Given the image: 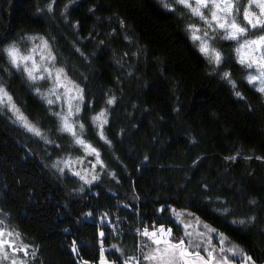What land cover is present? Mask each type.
<instances>
[{
  "label": "trees",
  "instance_id": "trees-1",
  "mask_svg": "<svg viewBox=\"0 0 264 264\" xmlns=\"http://www.w3.org/2000/svg\"><path fill=\"white\" fill-rule=\"evenodd\" d=\"M196 22L178 0H0V49L32 35L50 42L82 87L83 138L103 161L90 184L56 166L83 148L58 131L45 84L0 51V86L46 137L0 105V212L28 246L23 264H94L105 248L126 264L144 229L182 238L181 214L264 264V92L237 41L213 39L219 64L200 51ZM103 108L110 143L91 120Z\"/></svg>",
  "mask_w": 264,
  "mask_h": 264
},
{
  "label": "snow or ice",
  "instance_id": "snow-or-ice-1",
  "mask_svg": "<svg viewBox=\"0 0 264 264\" xmlns=\"http://www.w3.org/2000/svg\"><path fill=\"white\" fill-rule=\"evenodd\" d=\"M178 3L184 5L186 8H189L191 13L203 20L209 29H212L216 32H221V38L235 40L238 42L236 51L240 56L239 62L242 65H245V67L247 68L255 67L257 69V75L248 76L249 83H255L256 81H259L261 84L259 91L264 92V18H262L264 17V2L258 3L257 0H251V2L248 3L247 9L243 11L233 3V0H178ZM253 3H256V6L261 9L260 15H257L255 12L250 11ZM203 9L208 10L207 15H205ZM237 15L240 16L239 22L237 20ZM191 28L193 33L192 38L194 40L201 41L200 51L205 55L211 54V59L215 63L219 64L221 62L220 52L212 48L210 53L208 40L203 38L208 37L209 32L205 30L202 37L200 35H196V33L200 31V29L196 28L195 25H192ZM252 30L258 31L253 32ZM249 32H252V35L255 36L254 39L248 38ZM30 39L34 38L30 37ZM43 46L44 49H49L47 41H43ZM245 50H251L252 53L259 51L260 55L258 57L252 55L250 58L246 59L245 55L243 54ZM0 51H4L7 53L13 66L20 68L23 64L24 70L27 72V76L30 80L36 81L37 79H45L44 76H37L35 74L40 70V66L35 63L33 57L31 55H20L19 49H17L15 45H12L7 49H0ZM33 51H35V49H33ZM48 59L55 60V57L51 55L50 49ZM29 60L33 61L32 67L30 68L27 65V61ZM44 70L48 72L49 76H52L51 71H49L47 68H45ZM62 75H66L64 74L63 69H57L54 77L59 87L65 88L64 95L65 97H67L66 114L62 115L59 112L54 113L60 120V127L58 131L62 133H68L70 136H72L76 145L81 146L84 149L85 153H87L88 155L94 156L96 159V163L103 166V161L100 159L99 151L90 143H87L83 138V130L85 127L84 124L72 119L75 114H79L81 111V107L79 106V104H77V106L75 107V111H73L72 101L79 100L82 102L84 98L83 90L80 89L78 85L73 84L71 81H68V84L72 85V87L69 88L68 85L64 84L61 81ZM229 75L230 74L227 72L224 73L225 78H228ZM73 90H75V95L71 94ZM37 92H39V89H37ZM52 94H56V89H52ZM237 95L239 96L240 94L237 92ZM45 99L47 104L49 105H52L54 103L52 99H49L47 97H45ZM59 99L60 96L57 95V100ZM107 103L113 104L115 103V99H109ZM0 105H8L12 109V111L17 114L18 118L24 123V126L29 131L33 132L37 136H41L42 138L46 139V137L43 136V133H41L40 129L31 124L27 120V118L20 112V110L12 102V96L2 86H0ZM91 120L95 124H97L100 130L98 134L100 135L101 139H103L106 143H110V141L107 140V137L103 133V127L108 122L106 118V111H100L97 115L92 116ZM48 142L51 143V141ZM232 159H235V157H232ZM59 163L60 162H57L56 166H58ZM63 163L65 167H70L71 164L74 163V161L69 159L63 161ZM61 171H63V169H61ZM74 174L77 176L81 175L80 172H75ZM81 178L83 179L84 177ZM96 178V176H93V179ZM178 215L180 214L178 213ZM0 227H3L2 221H0ZM204 227L207 228L209 232H216L215 229H212L208 225H204ZM158 233L160 234V238H157ZM3 235L11 236L12 233L0 232V236ZM141 235L149 237V239H151L152 242L157 245L153 253L144 257V259L148 261L157 260L163 262V264H176L177 261L183 262L187 256L194 255L196 261H198L199 264H231L227 256L217 257L212 248H209L206 256L201 255L200 252H190L189 246L186 244L183 238L178 241H173L171 239L170 229L166 230L162 227L156 229L155 231L144 229L141 231ZM186 235H191V233H186ZM16 236L18 237L19 234L17 233ZM101 236H103V233H101ZM217 236H219L221 242L225 240V238L219 233H217ZM4 243L7 242L0 241V246H2ZM161 243H163L164 245L163 248L159 247ZM9 246L13 247L14 251L16 252H22L24 253V255H29L28 246L23 243H20L19 246ZM73 251H76V249L74 248ZM220 251L224 252V249L221 248ZM227 251L232 253L233 256L237 254L243 256L241 264H255V261L252 260V257L244 254L243 250L237 249L235 245L228 248ZM157 253L159 255H157ZM31 255L34 256L35 251H32ZM4 258H8L6 250L4 251ZM12 264H17V262L13 260ZM134 264H139V262L134 259Z\"/></svg>",
  "mask_w": 264,
  "mask_h": 264
},
{
  "label": "rangeland",
  "instance_id": "rangeland-1",
  "mask_svg": "<svg viewBox=\"0 0 264 264\" xmlns=\"http://www.w3.org/2000/svg\"><path fill=\"white\" fill-rule=\"evenodd\" d=\"M241 1L242 0H233V3L236 4L243 11V10L247 9L248 3H250L251 0H246L245 3H243V4H242ZM257 2L258 3L259 2H264V0H257ZM203 11L205 12V15L208 14V10L207 9H203ZM250 11L255 12L257 15H260L261 9L256 6V3H253ZM234 14H235V10H234ZM195 17L197 19V22L194 25H195L196 28L200 29V31L197 32L196 35H200V36L203 37V32L205 30H207L209 32V36L208 37H203V38L208 40L209 47H210V53H211L212 41L221 32H216V31H213L212 29H209L207 27V25L204 23L203 20H201L197 16H195ZM262 18H264V17H262ZM237 20H238V22L240 21V16L239 15H237ZM245 23H246V21H245ZM252 31L256 32L258 30H252ZM192 35H193V33H192ZM30 37L34 38V39H30ZM248 38H253L254 39L255 36L252 35V32H249ZM43 41H47L48 42L49 49L51 51V55L55 57V54L53 52V49L51 47L50 42L45 37L40 36V35L29 36L27 38L26 43H25V45L23 47H19V46H15V47L17 49H19L20 55H22V56L31 55L33 57L35 63L40 66V70L38 72H36L35 74L37 76H41L42 75V76L45 77V79H37V81L43 82L45 84V89H44L45 96L47 98L52 99L54 101L53 104L58 106L60 113L63 115V114H66V111H67V97H65V95H64L65 88L59 87V85L56 83V81L54 79L56 70L57 69H63V72L66 75H62L61 76V81L64 84L68 85L69 88H71L72 85L68 84V81H71L73 84L78 85L80 89H82V87L78 83H76L74 80H72L70 78V76L67 74V72L64 69V67H62L61 65H59L57 63L56 57H55V60L48 59L49 49H44ZM197 42L201 45V41L200 40H197ZM33 49H35V51H33ZM243 54L245 55V58L247 59V58H250L252 55H255V56L258 57L260 55V52L257 51L255 53H252L251 50H245ZM32 64H33L32 60L27 61V65H28L29 68L32 67ZM21 67L24 68L23 64L21 65ZM45 68H47L49 71H51L52 76L48 75V72H46L44 70ZM250 69H251V74L250 75H257V69L255 67L250 68ZM255 83L257 84V86L259 88L261 87V84H260L259 81H256ZM52 89H56V94H52ZM71 94L75 95V90H73V92ZM57 95L60 96L59 100H57ZM12 102L15 104V102L13 100H12ZM82 102L79 101V100H73L72 101L73 111H75V107L77 106V104H79V106L82 107ZM6 106L14 114V116L20 121V123L24 126V123L18 118L17 114L15 112H13L12 109L8 105H6ZM16 107H17V105H16ZM102 110L106 111V118H107V121H108L109 113H108L107 108H103ZM102 110H100V111H102ZM20 112H21V110H20ZM98 113H96L95 115H97ZM72 119L76 120V121H79L78 114H75ZM27 120L31 124L35 125L28 118H27ZM78 131H79V129H78ZM69 159L74 161V163H72L70 167H65L63 161L69 160ZM58 162H60L59 165H58L60 169H63V170L64 169H68L72 173L80 172L81 175L78 176V177L79 178L84 177L83 179L82 178L81 179L83 181L89 183V184L93 183V182H95L97 180V178L93 179V176L97 177L98 169L101 166L100 164L96 163L95 157L85 153L84 149H83V154L82 155H78V156H74V157H70V156L69 157H65V158H62V159L58 160ZM179 219H180V222L184 226L182 238L186 242V244L189 246L190 252H193V253L200 252L201 255L206 256L207 255V251L209 250V248H212L214 250L215 255L217 257H219V256H227L229 258L231 264H241L243 256H241L239 254L233 256L232 253L227 251L228 248L232 247L235 244H232V243H230L227 240H224L223 242H221L220 239H219V236H217V233L216 232H209L208 229L204 227V225H207V224H205L204 222L200 221L197 218H192L188 214H181ZM0 221L3 222V227H0V232L12 233L11 236H8V235L0 236V241H6L7 242V243H4L2 246H0V260H3V262H5L6 264H12L13 260H15L17 262V264H23V260H22V258L20 256L21 252H16V251H14L13 247L9 246V245L19 246L20 243H23L20 235L17 237L16 236L17 233L15 231L11 230L6 225L5 217H4V215L1 212H0ZM161 227L165 228L166 230L167 229L171 230V239L173 241H178V240L181 239V238H178L175 235V233L173 232V230L171 228H168V227H165V226H161ZM161 227L155 226L152 229H148V230L149 231H155L156 229L161 228ZM186 233H191V235H186ZM157 238H160V234L159 233L157 234ZM156 247H157V245L154 244L152 242V240L149 239V237H147V236L143 237L142 240H141L140 254L136 258H132L126 264H134V259L136 261H138L139 264H163V262H161V261H157V260L148 261V260L144 259L145 256L153 253L154 249ZM159 247L163 248L164 247L163 243H161L159 245ZM221 248L224 249V252L220 251ZM109 249H119V248H118L117 244H114ZM5 250H6L7 256H8L7 259L4 258V251ZM106 251H107L106 248L101 251L100 260L97 263H94V264H115L114 261H112V260H110L108 258ZM157 255H159V254L157 253ZM79 264H92V263L79 261ZM176 264H199V262L196 261L194 255H189V256H187L185 258V260L183 262L177 261Z\"/></svg>",
  "mask_w": 264,
  "mask_h": 264
}]
</instances>
